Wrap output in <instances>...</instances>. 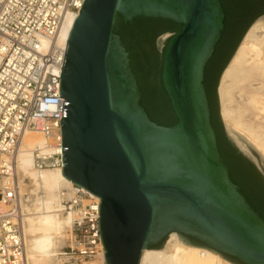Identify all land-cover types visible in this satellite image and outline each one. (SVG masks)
<instances>
[{
  "label": "water",
  "instance_id": "1",
  "mask_svg": "<svg viewBox=\"0 0 264 264\" xmlns=\"http://www.w3.org/2000/svg\"><path fill=\"white\" fill-rule=\"evenodd\" d=\"M117 15L182 25L163 43L160 72L174 125L152 121L140 104L128 52L113 31ZM224 21L220 0H84L78 12L60 76L62 175L100 200L106 264H141L144 250L161 249L171 233L227 261L223 255L264 264V219L230 177L204 87Z\"/></svg>",
  "mask_w": 264,
  "mask_h": 264
},
{
  "label": "built area",
  "instance_id": "2",
  "mask_svg": "<svg viewBox=\"0 0 264 264\" xmlns=\"http://www.w3.org/2000/svg\"><path fill=\"white\" fill-rule=\"evenodd\" d=\"M84 0H0V264H29L18 183L17 156L24 136L39 131L36 172L62 171L60 76L66 46L58 42L69 15ZM61 212L71 217L70 264H106L99 233L100 200L70 182L60 190ZM72 261V263H71ZM226 264H232L226 261Z\"/></svg>",
  "mask_w": 264,
  "mask_h": 264
},
{
  "label": "bare ground",
  "instance_id": "3",
  "mask_svg": "<svg viewBox=\"0 0 264 264\" xmlns=\"http://www.w3.org/2000/svg\"><path fill=\"white\" fill-rule=\"evenodd\" d=\"M75 19V15L67 17L58 37L60 44L66 46ZM248 61L264 67V18L257 20L249 28L222 75L218 89L221 117L231 133L233 124L230 123L228 112L224 107L228 90L226 84H232L236 79L243 77ZM258 75L256 73V76ZM253 103L259 113L264 114V96L254 97ZM263 137L264 135L258 134L247 135L249 143L264 160ZM236 139L238 140L237 137ZM44 142L39 131L26 133L17 156V176L21 193L27 191L25 181H29L35 196L33 206H29V213L24 218L25 245L29 264H49L56 249L62 244L61 239L64 236L67 221L71 227V217L61 212L59 202L61 188L68 186L70 181L62 175V171L36 172L33 169L34 151L37 147L43 146ZM141 264H226V262L205 249L184 245L177 233H171L162 249L144 250Z\"/></svg>",
  "mask_w": 264,
  "mask_h": 264
},
{
  "label": "trees",
  "instance_id": "4",
  "mask_svg": "<svg viewBox=\"0 0 264 264\" xmlns=\"http://www.w3.org/2000/svg\"><path fill=\"white\" fill-rule=\"evenodd\" d=\"M220 1L225 13L224 30L220 40L215 46L211 59L205 67L204 74V87L211 110V124L215 131L220 154L229 169L231 179L240 187L242 193L248 199L250 204L264 219V179L242 158L237 149L226 137L219 117L217 99L219 78L234 55L247 29L256 20V17L252 18L241 30H239L231 48L227 52L217 71V79L214 85L213 104L205 79L206 70L208 64L217 54L220 44L228 34L229 29L226 24L229 16L232 15L230 1ZM181 29L182 25L165 19L136 18L132 23H125L119 15L116 17L113 29L114 33L120 37L126 51L128 52L130 65L136 76L141 92L140 104L152 121L163 126H172L177 120L161 86L160 72L163 54H159L155 41L163 34H175ZM194 240L196 241V239ZM160 245L155 248H160ZM223 256L233 263L240 264L234 257L227 255Z\"/></svg>",
  "mask_w": 264,
  "mask_h": 264
},
{
  "label": "rangeland",
  "instance_id": "5",
  "mask_svg": "<svg viewBox=\"0 0 264 264\" xmlns=\"http://www.w3.org/2000/svg\"><path fill=\"white\" fill-rule=\"evenodd\" d=\"M262 18H264V16L256 19L250 25V27L257 20L262 19ZM249 28L247 29V31L249 30ZM247 31H246V33H247ZM245 34H244V36H245ZM172 35H173L172 33H166V34L159 36L156 39V47H157V50L160 54L162 53V48L165 46V45H163V43L166 40H168ZM244 36H243V38H244ZM243 38H242V40H243ZM242 40H241V42H242ZM240 43H239V45H240ZM239 45H238V47H239ZM238 47H237V49H238ZM233 56H232V58H233ZM231 59H230V61H231ZM248 64H250V65H248ZM246 66H245L246 68H245V72L243 75L244 78L240 77V78L236 79V81L234 83H232V84L227 83L226 84V86L228 87L227 88L228 90H227V98H226V102H225L224 107L226 108V111L228 112V117H229L228 119H229L230 123L233 124L232 125L233 126L232 127V133L229 131L228 126L222 120L221 116H220V119H221V122H222V125H223V128L225 130L227 138H230L233 142V145L239 151H241L242 154L245 155L246 158L249 159L256 166V168L262 174V177L264 179V167H263L262 162L259 160V156H258L260 154H259V152H257L255 147L249 143V140L247 138V135H249V134L264 135V125H262L264 123V114L259 113V111L257 110V108L255 107V105L253 103L254 97L264 96V73L262 75V72H264V67L262 65H260V66L254 65L250 61H248ZM256 73L259 75L256 76ZM221 81H222V77L219 81L217 89H219ZM243 81H245L246 83L244 84ZM218 102H219V111L221 113V103H220L219 97H218ZM236 137L238 138V140L236 139ZM263 139H264V137H263ZM260 157H261V155H260ZM28 182L29 181H25V184H26L25 188L27 189V191H24L21 194L23 195L24 200L27 201V206L29 207L31 205L33 206V200L35 199V196L33 195L32 191H31L32 188L30 187L31 186L30 182L29 183ZM39 196H42V194H39ZM29 210H30V207H29ZM64 218H66L65 215H64ZM64 231H65L64 236L61 239L62 244H60L58 246V248L56 249L55 254H53L51 259L49 260V264H70V260H69V258H67L68 256L65 255L67 253V251H69V248L71 246V242H70V240H71V236H70L71 229L69 227L68 221L65 224ZM169 236H170V234L168 235V238H169ZM168 238L166 239L163 246H165ZM199 249H201V248H199ZM223 260H225V259H223ZM71 263H72V261H71Z\"/></svg>",
  "mask_w": 264,
  "mask_h": 264
},
{
  "label": "flooded vegetation",
  "instance_id": "6",
  "mask_svg": "<svg viewBox=\"0 0 264 264\" xmlns=\"http://www.w3.org/2000/svg\"><path fill=\"white\" fill-rule=\"evenodd\" d=\"M232 7V15L229 16L226 26L229 31L224 40L219 46V50L211 62L207 66L206 70V82L207 88L210 92V96L214 104V85L217 79V71L223 62L227 52L231 48L237 33L243 28L252 18L256 19L264 16V0H229ZM208 98V97H207ZM209 102V100H208ZM210 106V105H209ZM191 244L207 247L204 242L199 239H193L192 236L183 235ZM199 243V244H198Z\"/></svg>",
  "mask_w": 264,
  "mask_h": 264
}]
</instances>
